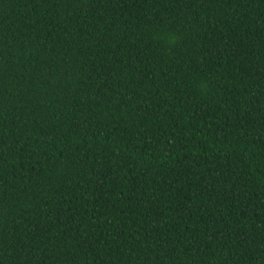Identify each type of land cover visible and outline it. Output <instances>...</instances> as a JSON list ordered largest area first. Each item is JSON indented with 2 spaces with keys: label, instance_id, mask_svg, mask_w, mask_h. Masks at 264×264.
<instances>
[{
  "label": "trees",
  "instance_id": "trees-1",
  "mask_svg": "<svg viewBox=\"0 0 264 264\" xmlns=\"http://www.w3.org/2000/svg\"><path fill=\"white\" fill-rule=\"evenodd\" d=\"M0 264H264V0H0Z\"/></svg>",
  "mask_w": 264,
  "mask_h": 264
}]
</instances>
